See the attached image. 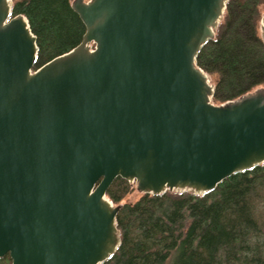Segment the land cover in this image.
<instances>
[{
    "label": "water",
    "instance_id": "obj_1",
    "mask_svg": "<svg viewBox=\"0 0 264 264\" xmlns=\"http://www.w3.org/2000/svg\"><path fill=\"white\" fill-rule=\"evenodd\" d=\"M14 1L0 0V258L103 264L122 243L117 178L203 196L264 164V87L217 105L196 62L230 0H72L83 41L37 70Z\"/></svg>",
    "mask_w": 264,
    "mask_h": 264
},
{
    "label": "trees",
    "instance_id": "obj_2",
    "mask_svg": "<svg viewBox=\"0 0 264 264\" xmlns=\"http://www.w3.org/2000/svg\"><path fill=\"white\" fill-rule=\"evenodd\" d=\"M264 0H230L214 40L197 65L215 85L213 102L233 101L264 87V43L260 32ZM72 0H15L13 16L28 19L36 36L35 70L78 47L86 27ZM117 178L107 197L121 209V247L103 264H264V164L235 174L203 196L189 192L142 195ZM0 264H12L9 255Z\"/></svg>",
    "mask_w": 264,
    "mask_h": 264
},
{
    "label": "rangeland",
    "instance_id": "obj_3",
    "mask_svg": "<svg viewBox=\"0 0 264 264\" xmlns=\"http://www.w3.org/2000/svg\"><path fill=\"white\" fill-rule=\"evenodd\" d=\"M87 1V0H86ZM260 12H261V14L262 15H264V2L261 4V6H260ZM261 23V22H260ZM211 80H212V78H211ZM142 196V194H140V193H138L136 190L135 191H133L131 194H129L126 198H125V200L123 201V203H135V202H137L139 199H140V197ZM166 264H170L169 262L168 263H166Z\"/></svg>",
    "mask_w": 264,
    "mask_h": 264
}]
</instances>
